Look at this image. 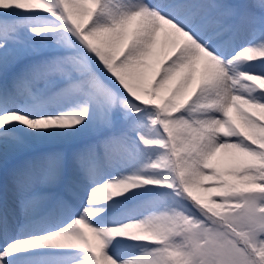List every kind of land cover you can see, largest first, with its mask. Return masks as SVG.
Listing matches in <instances>:
<instances>
[{
	"label": "snow or ice",
	"instance_id": "snow-or-ice-1",
	"mask_svg": "<svg viewBox=\"0 0 264 264\" xmlns=\"http://www.w3.org/2000/svg\"><path fill=\"white\" fill-rule=\"evenodd\" d=\"M0 264H264V0H0Z\"/></svg>",
	"mask_w": 264,
	"mask_h": 264
},
{
	"label": "bare ground",
	"instance_id": "bare-ground-1",
	"mask_svg": "<svg viewBox=\"0 0 264 264\" xmlns=\"http://www.w3.org/2000/svg\"><path fill=\"white\" fill-rule=\"evenodd\" d=\"M11 163H14V161H12ZM11 163H10V165H11Z\"/></svg>",
	"mask_w": 264,
	"mask_h": 264
},
{
	"label": "rangeland",
	"instance_id": "rangeland-1",
	"mask_svg": "<svg viewBox=\"0 0 264 264\" xmlns=\"http://www.w3.org/2000/svg\"><path fill=\"white\" fill-rule=\"evenodd\" d=\"M12 161H10V163H11Z\"/></svg>",
	"mask_w": 264,
	"mask_h": 264
}]
</instances>
